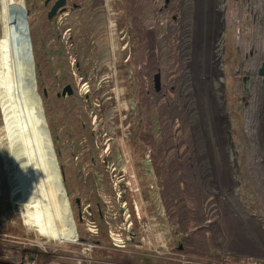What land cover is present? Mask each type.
Listing matches in <instances>:
<instances>
[{
	"label": "rangeland",
	"instance_id": "rangeland-1",
	"mask_svg": "<svg viewBox=\"0 0 264 264\" xmlns=\"http://www.w3.org/2000/svg\"><path fill=\"white\" fill-rule=\"evenodd\" d=\"M54 3L39 0L35 11L42 78L63 161L73 192L81 199L79 212L88 242L55 241L40 233L0 97V264H26L32 259L36 264H77L80 259L88 264H264L260 249L244 247L236 255L211 251L208 234L200 232H208L213 222L228 226L231 220L242 218L246 227L264 239L260 229L264 193L254 187L264 185V75L257 74L264 62V0H244V47H223V55L213 59L210 70L201 72V63L198 66L199 97L183 95L186 106L178 121L196 131L210 128L215 135L204 139L200 130L188 144L176 143L177 124L168 131L162 127L161 105L167 100L162 97L163 77L162 88L156 92L150 75L161 64L158 55L147 52L140 33L161 0L136 8L135 101L127 91L123 93L130 85L123 80L129 70L123 61L128 50L120 48L121 78L110 82L112 86L104 82L107 73L99 71L94 48L77 49L84 57L77 69L75 50L67 38V17L65 12L51 14ZM11 6L0 4V14L12 10ZM209 49L202 45L200 52L208 57ZM216 52L219 56L220 48ZM243 55L242 84L233 77V70L240 68ZM67 83L74 88L73 95L57 96ZM242 86L244 119L237 136L225 105L236 104L233 95ZM197 98L201 117L208 116L203 123L197 119ZM130 104L135 106V124L129 142L121 111ZM140 184L147 193L139 190ZM220 196L227 206L218 214L227 217L224 220L215 213L214 202ZM150 212L156 214L160 226L169 218L171 228L167 227L179 244L176 250L154 247V234L147 236L144 228Z\"/></svg>",
	"mask_w": 264,
	"mask_h": 264
},
{
	"label": "flooded vegetation",
	"instance_id": "flooded-vegetation-1",
	"mask_svg": "<svg viewBox=\"0 0 264 264\" xmlns=\"http://www.w3.org/2000/svg\"><path fill=\"white\" fill-rule=\"evenodd\" d=\"M149 1L156 2L157 0H65L64 8L58 10L61 13L65 12L67 17V38L75 50L72 54L77 69L84 59L83 54L78 53L77 49L94 48L95 61L101 66L99 71L107 73L106 76L103 75L104 82L112 86L110 82H119L121 78L122 64L119 59V50L121 47L123 50H128L123 61L127 62L126 66L129 65V70L123 80L129 81L130 85L123 93L127 91L129 98L134 101L137 93L136 58L133 57L134 47L137 46L136 8L137 6L141 9L148 7ZM145 10L147 12L148 8ZM146 12L142 17L147 16ZM165 14L168 15L167 18ZM160 18L163 20L159 21ZM155 19L156 24L159 21L158 25H146L147 21ZM203 32L208 37H204ZM140 33H142L141 37L148 50L146 51L149 54L158 55L162 66L156 65L155 71L150 75L153 90L156 92L162 88L163 77L162 97L167 99L162 102L160 112L163 129L168 131V127L177 124L176 129L179 132L176 135L177 144H188L196 133L199 134L200 130L204 139L207 137L213 139L212 135L215 133L210 128H198L196 131L194 126L184 125L186 122L178 121L184 116L186 106L183 95L199 97L201 73L198 66L200 63L201 72L204 68L210 70L213 68L211 66L213 59L216 60L217 57L220 59L223 55V47H244V0H161V4L156 5L143 22ZM202 45L210 47L208 57L201 54ZM217 48H220L219 56L216 52ZM243 62L244 55L239 61L240 68L238 69V66L233 70V77L235 76L236 81L240 80L242 84L244 83V72L241 69ZM262 63L264 62H261L257 69L258 75H264V64ZM260 68H262L261 74L259 73ZM110 70L113 72L109 73ZM145 72L147 74V69ZM156 74H158V90L155 89ZM86 76L87 71H85ZM65 86H68L70 92L66 89L65 94H62ZM63 88L57 96L70 97L73 95L74 88L70 83L65 84ZM233 97L236 104H228V107L225 105V108L227 117L229 116L235 122L234 128L238 136V125L244 119V87H240L239 93ZM198 106L199 98L196 104L197 119L199 123L200 121L201 123L206 122L208 116L201 117ZM126 108H122L124 110L121 112L125 115L123 117L125 131L130 136L131 127L135 124V106L130 104L128 109ZM186 126L189 127V132ZM207 134L210 135L207 136ZM108 139L111 140L112 137ZM172 144H175L174 141ZM190 153L193 155L192 151Z\"/></svg>",
	"mask_w": 264,
	"mask_h": 264
},
{
	"label": "bare ground",
	"instance_id": "bare-ground-1",
	"mask_svg": "<svg viewBox=\"0 0 264 264\" xmlns=\"http://www.w3.org/2000/svg\"><path fill=\"white\" fill-rule=\"evenodd\" d=\"M0 1L5 5L12 4V10L0 14V97L15 153L20 158L21 172H24L27 191L35 208L33 221L40 233L49 239L87 243L86 228L57 149L56 133L46 113V90L43 79L40 84L37 72L39 61L41 64L43 61L42 49L39 47L37 55L32 53L35 38L31 36L33 25L37 26L35 11L39 0ZM130 138L131 134L127 141L130 142ZM132 162L135 168L134 159ZM139 190L148 191L141 184ZM162 212L166 216L164 209ZM163 222L160 226L156 214L150 212V219L144 225L146 235L154 234L151 241L156 249L174 251L179 244L167 227L171 228V222L169 218Z\"/></svg>",
	"mask_w": 264,
	"mask_h": 264
},
{
	"label": "crops",
	"instance_id": "crops-1",
	"mask_svg": "<svg viewBox=\"0 0 264 264\" xmlns=\"http://www.w3.org/2000/svg\"><path fill=\"white\" fill-rule=\"evenodd\" d=\"M254 187L257 188L258 193H264V185L258 183ZM214 203L218 207L215 210V213L217 214L216 217H219V220L226 219L227 217L218 215L222 214V212L227 209L221 196L218 197ZM246 226L247 222L244 223V220L240 218L239 220H233V222L231 220V222L228 223V226L213 222V225L208 232L206 230L200 232L204 235L208 234L210 248L207 249H210L211 251L225 252V250H227L226 252L236 255L243 252L244 247H247V249L252 251H258V249H260L264 252L263 237L257 235L254 229L251 230ZM260 229L264 230V226H260Z\"/></svg>",
	"mask_w": 264,
	"mask_h": 264
},
{
	"label": "water",
	"instance_id": "water-1",
	"mask_svg": "<svg viewBox=\"0 0 264 264\" xmlns=\"http://www.w3.org/2000/svg\"><path fill=\"white\" fill-rule=\"evenodd\" d=\"M64 3H65V0H56L55 1V3H54V6H53V10H52V13L51 14H55L56 13V11H58V10H60V9H63L64 8ZM36 26V25H35ZM34 26V27H35ZM34 27H33V32H32V35L33 36H31L32 38H35V42H33L34 43V45H35V48H34V55H37L38 54V51H39V45H38V42H39V35L36 37V30L34 29ZM37 27V26H36ZM39 34V33H38ZM39 58V57H38ZM40 63H38V65H37V72L39 73V75H38V77H39V79H40V84L42 83L41 81H42V67H41V61H39ZM262 64H264V63H262ZM259 73L261 74L262 73V68H260V70H259ZM157 76H158V74H156L155 75V89L156 90H158L159 89V83H158V80H157ZM66 89H68V86H65L64 88H63V90H62V94H65V90ZM68 92H70V90L68 89ZM44 96H45V101H46V113H47V116H48V119H49V122H50V124H51V126H52V129L55 131V129H54V126H53V123H52V120H51V117H50V114H49V108H48V102H47V99H46V93L44 94ZM55 133H56V131H55ZM55 138H56V145H57V149H58V152H59V154L61 155V158L63 159V156H62V151H61V148H60V146H59V142H58V138H57V135H55ZM17 160H18V162H19V166H20V169H22V166H21V161H20V158L19 157H17ZM64 162V161H63ZM65 165V164H64ZM23 171V170H22ZM23 174H24V172H23ZM69 176V175H68ZM70 179V178H69ZM72 190H73V188H72ZM74 200H75V203H76V206H77V208H78V210H79V207H80V204H81V199H80V197L79 196H77V195H75V193H74Z\"/></svg>",
	"mask_w": 264,
	"mask_h": 264
},
{
	"label": "built area",
	"instance_id": "built-area-1",
	"mask_svg": "<svg viewBox=\"0 0 264 264\" xmlns=\"http://www.w3.org/2000/svg\"><path fill=\"white\" fill-rule=\"evenodd\" d=\"M26 264H36L35 260H31L30 262H27ZM77 264H88V261L85 259L78 260Z\"/></svg>",
	"mask_w": 264,
	"mask_h": 264
}]
</instances>
